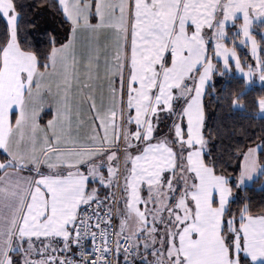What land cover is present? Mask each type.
Masks as SVG:
<instances>
[{"label":"snow or ice","instance_id":"snow-or-ice-1","mask_svg":"<svg viewBox=\"0 0 264 264\" xmlns=\"http://www.w3.org/2000/svg\"><path fill=\"white\" fill-rule=\"evenodd\" d=\"M58 2L71 21L73 37L80 30L105 29L117 37V51L111 60L105 59L110 103L102 111L89 95L94 134L88 144L74 137L72 88L93 85L80 84L73 40L53 47L42 60L17 39L15 0H0V21L7 34L0 44V152L8 158L0 162V264H16L13 253L25 255L23 264H34L28 254L34 240L41 238L48 241L43 249L51 255L35 264H74L63 254L86 241L94 258L88 259L85 252L81 264H112L110 253L118 264L121 252L124 264H133L128 257L139 255L140 248L155 257L153 264H264V215L253 217L245 208L238 226L235 217H226L229 180L205 162L202 135V95L206 82L219 71L208 55L210 41L203 30L215 29L214 57H222L223 68L228 69L234 58L235 67L241 69L236 51L220 42L226 36L225 22L243 14L242 33L251 40L256 56L249 15L250 10L264 15V0ZM87 60L91 81L93 63L99 70L98 52L90 50ZM58 63L64 73L62 94L53 118L41 127L44 109L36 101L42 99L45 76ZM255 67L264 83V61L257 58ZM250 82L251 71L245 84ZM258 108L264 112V99L258 101ZM161 113L175 119L169 134L158 136ZM58 125L64 133L63 146ZM25 143L31 145L30 154L21 151ZM121 150L122 173L114 163ZM257 152L252 147L243 154L241 184L252 179ZM28 164L36 178L19 176ZM45 165L47 174L40 171ZM121 175L123 219L116 229L112 226L116 209L108 196L100 199L99 188L119 186ZM90 184L96 187L89 188ZM3 207L10 210V218L3 216ZM131 219L138 230L128 227ZM49 238H59L62 247H53ZM142 264H149L146 257Z\"/></svg>","mask_w":264,"mask_h":264},{"label":"trees","instance_id":"trees-1","mask_svg":"<svg viewBox=\"0 0 264 264\" xmlns=\"http://www.w3.org/2000/svg\"><path fill=\"white\" fill-rule=\"evenodd\" d=\"M15 3L19 13L17 39L22 48L35 52L43 60L55 45L67 39L69 21L56 0H15ZM240 27V18L234 19L227 26L223 41L236 51L243 68H253L255 64L246 44L242 43ZM250 33L257 43L259 60L264 61V22H252ZM6 40L5 25L0 21V44ZM211 52L209 44L208 53ZM213 64L219 71H214L210 77L202 98L205 162L229 180L231 194L226 217H235L238 226L245 208L252 216L264 215V147H261L264 146V115L258 114V100L264 99V83L245 84V79L233 69L223 70L216 60ZM220 71L224 75H220ZM256 143L260 144L257 156L261 172L249 185L240 187L235 179L240 171L242 153ZM5 161V154L0 152V162ZM106 193L99 191L100 197H105ZM142 259L139 254L132 262L142 263ZM148 261L149 264L154 262Z\"/></svg>","mask_w":264,"mask_h":264},{"label":"crops","instance_id":"crops-1","mask_svg":"<svg viewBox=\"0 0 264 264\" xmlns=\"http://www.w3.org/2000/svg\"><path fill=\"white\" fill-rule=\"evenodd\" d=\"M58 5L62 8V6L59 4L58 0H56ZM71 2V0H70ZM252 12H256V11H251L250 10V15H249V20L252 17ZM64 14V13H63ZM65 16V15H64ZM222 18V17H219ZM236 18H241L242 19V24L240 27L241 30V36H242V25H243V14L242 13H238ZM236 18L233 19H229L228 21L225 22V33H226V28L227 26H229L232 21ZM253 18V17H252ZM67 19V18H66ZM70 21V20H69ZM251 21V20H250ZM71 22V21H70ZM92 23H95L96 20L92 19L91 21ZM252 23L249 24V29ZM72 27V25H71ZM87 32V33H85ZM214 32L215 34V29H208L207 27L204 28L203 30V34L205 36V39L207 41H210V45L212 48V52L208 53L209 57L212 58V62L214 60L218 61L222 67L223 70H229V69H233L235 71L236 74L242 76L244 79L246 78V73L248 74L251 71V78L253 77V74L256 72V67L253 68H243L241 65V69L243 70V72H241V69H237L235 67V59H230V64H229V68L228 69H224L223 68V59L222 57L220 58H216L214 57V45L217 42V36L216 34L214 35L215 39H212L211 34ZM250 32V30H249ZM250 36L252 39L253 36L250 33ZM242 38H244V36H242ZM224 39V38H223ZM223 39H220V42L225 44ZM69 40H73V45H74V51L77 57V60L79 61L78 65H77V71L80 77V84H86V83H91L93 85V87L91 89L88 88H82L80 86H74L72 88L71 94H70V98H71V103H72V112H73V123H72V127H71V132L72 135L74 137H78L80 139L81 143L84 144H88L89 143V138L94 134L93 130H94V125L91 121V114L88 110V104H87V97L89 95H92L95 103L97 105L98 108H100L102 111L107 108V106L110 103V97H109V89H108V79L110 78L109 75L107 73H104L106 71L105 69V64L102 62L101 58H99V70L97 71V67L96 64L93 63L92 65V69H91V75H92V80L89 81L87 79V74H88V60H87V56L90 50H94V48L98 45L94 46L95 41L98 42L97 40H95V35L92 32L86 31V30H82L79 34L75 35L73 37V34L71 33V28L68 34V37L65 41L62 42V44L67 43ZM244 40V42L247 44L248 46V50H250L249 52H252V43L250 39L244 38L242 39ZM255 40V39H254ZM99 43V42H98ZM257 45V43H256ZM226 47H228L225 44ZM230 49H232L231 47H228ZM86 52H88L86 54ZM251 54V53H250ZM238 57V55H237ZM255 57V56H253ZM259 57L258 55V46H257V55L256 58ZM111 60V59H110ZM60 64V63H59ZM241 64V63H240ZM231 65V66H230ZM233 66V68H232ZM238 72H237V70ZM255 69V72H254ZM259 69V68H258ZM260 70V69H259ZM51 71V69L49 70ZM58 76H59V88L58 89H52L50 82L44 78L43 82H42V88H41V97L42 99H38L36 101V103L41 106L42 108H45V102H41L43 100V98L45 99V95L50 96V103L48 105H46V109L49 110V113L46 114V116L44 117V113H41V119L39 121L41 127H44L47 124V121L53 118V115L55 114L56 111V107H53L52 103H51V95L53 93V95L55 96L56 101L58 100V95L62 94V89H63V79H64V73H63V69L62 66L60 64V71H56L54 82L57 83L58 81ZM210 80V79H209ZM209 80L206 82V85L208 84ZM205 85V88H206ZM205 91V89H204ZM204 93V92H203ZM203 98V95H202ZM259 101V100H258ZM57 104V102H56ZM55 104V106H56ZM203 107V106H202ZM45 110V112L47 111ZM15 120V116L13 117V123ZM57 133L61 135L62 139L64 140V133L61 131V127L58 125L57 127ZM102 135V133H101ZM112 139V133L111 130L109 131V140L111 141ZM96 143H99V140L97 139ZM62 145V144H61ZM63 146V145H62ZM21 151L24 153H29L31 152V145L25 143L22 148ZM122 151V150H121ZM120 151V152H121ZM6 156V155H5ZM117 156H121V163H119L120 161H116L114 163H116L120 169H121V173L123 172V161H122V157L123 154H119V152L117 153ZM7 157H6V161L7 162ZM32 165L28 164L27 168H25L23 171L19 172V176L23 177V178H27V179H32V178H36L35 177V173L32 171H29V169H31ZM81 170L84 171L85 170V166L81 165ZM8 172H13V169H8ZM40 171L44 174L48 173V169L47 166H41ZM106 174V173H105ZM179 175V173H177ZM122 175L120 177L119 180V186H116L115 189L114 187H112L111 189H107V188H99V191L102 192H106L107 191V195L106 196H114L117 195L118 198V212L121 208L123 204V201L121 200V193H120V189H121V184H122ZM92 187H96V185L90 184L89 188ZM114 189V191H113ZM102 195H99V197ZM103 196H105L103 194ZM5 204L8 203L7 200L4 201ZM3 211V216L5 218H10V210L7 207H3L2 209ZM252 216V215H251ZM260 215H256L253 217H259ZM119 215H118V221H119V225H120V221L119 220ZM129 224H136L134 219L129 220L128 222ZM136 229L138 230V227H136ZM54 240L53 243V247H56L57 249H59L60 247H62V242L60 241L59 238H49ZM35 242V247L31 250V252L29 253V256L31 258V260L34 262H38L42 259H45L47 256L51 255V251H45L43 249V244L47 243L48 241L44 240V238H41L40 240H34ZM26 247V246H25ZM74 251V246L71 248L70 251L66 252L63 254V256H68L71 255ZM38 252H43V256L39 255ZM13 260L14 262H16V264H23L22 262V258L25 257V255H22L21 253H13Z\"/></svg>","mask_w":264,"mask_h":264},{"label":"rangeland","instance_id":"rangeland-1","mask_svg":"<svg viewBox=\"0 0 264 264\" xmlns=\"http://www.w3.org/2000/svg\"><path fill=\"white\" fill-rule=\"evenodd\" d=\"M107 2H109V3H112V2H119V0H107ZM253 17V18H252ZM252 17H251V21H250V23H252V22H258V21H262V22H264V15H261V14H259V12L258 11H256V12H252ZM68 20V19H67ZM69 21V20H68ZM240 21H241V24H242V19L240 18ZM96 23V22H95ZM69 24H70V28H71V22L69 21ZM250 30V29H249ZM82 30H80V31H77L76 33H75V35H77V34H79L80 32H81ZM85 33H87V32H85ZM94 35H95V40H97L98 42H96L95 41V43H94V46L95 45H98V46H96L95 48H94V50L96 51V52H98V54H99V58H101V60H102V62L105 64V59H108V60H110L112 57H113V55L115 54V52L117 51V37L114 35V33L111 31V30H98L96 33H94ZM214 32L211 34V37H212V39H215V37H214ZM242 36H243V33H242ZM245 38V37H244ZM244 38H242V39H244ZM243 41V43H245L244 42V40H242ZM246 44V43H245ZM62 45V43L61 44H58V45H55L54 47H56V48H59L60 46ZM246 46H247V44H246ZM247 48H248V46H247ZM250 51V50H249ZM252 51V50H251ZM88 52H86V54H87ZM251 53V56H252V58H253V63L256 65V63H257V58H259V57H257L256 58V56L255 57H253V55H252V52H250ZM260 61V60H259ZM231 66V65H230ZM232 68H233V66H232ZM236 69V68H235ZM237 70V69H236ZM56 71H60V64L58 63L57 64V66H56V68H55V70H52L51 69V71H49V73L45 76V78L50 82V85H51V88L52 89H54V91H55V89H58L59 88V76H58V81H57V83H55L54 82V77H55V74H56ZM237 72H238V70H237ZM254 72H255V69H254ZM104 73H106V71L104 72ZM259 74H260V70L258 69V68H256V72L253 74V77L251 78V81H257V82H261L260 80H259ZM246 76H247V73H246ZM41 102H45V104L46 105H48L49 103H50V96H48V95H45V99L43 98V100L41 101ZM56 99H55V96L53 95V93H52V95H51V103H52V105H53V107H57V104H56ZM119 101H118V98H117V103H118ZM55 104H56V106H55ZM45 105V108H43L44 109V111H43V113H44V117L46 116V114H48L49 113V110H47L46 109V106ZM45 110H47L46 112H45ZM258 114H260V115H264V112H262V111H260L259 109H258ZM172 119H175V117L173 116V117H171V118H168L167 116H166V114H164V113H161L160 114V124H159V126H160V129H158V133H157V135L158 136H163V135H167V134H169V129H170V127H171V122H172ZM184 127H185V130H186V120L184 121V125H183ZM132 128H133V130H134V128H135V126L133 125L132 126ZM205 139V138H204ZM63 142H64V140H61V144L63 145ZM252 147H257L258 148V150H259V148H260V144H258V143H256V144H254V145H252V146H249V147H247L245 150H244V152L242 153V158H241V167H240V171H239V173H238V175H237V177H236V179H235V182H236V184L238 185V186H240V187H243V186H245V185H249L252 181H253V179H255L259 174H260V172H261V169H262V165L259 163V161H258V156L256 155V159H257V168H256V171H254V172H252L251 173V176H252V179H247V178H245L244 179V183L243 184H241L240 182H239V178H240V173H241V170H242V168H243V165H244V161H243V154L244 153H246L247 152V150L249 149V148H252ZM119 154H123V151H121V152H119ZM258 154V153H257ZM120 157V159L118 160V161H120L119 163H121V156H119ZM122 161H123V157H122ZM167 175V174H166ZM178 175V174H177ZM179 176V175H178ZM114 187V189H115V187L116 186H113ZM122 188H123V179H122V184H121V189H120V193H121V200L123 201V195H122ZM114 189H113V191H114ZM115 191H116V189H115ZM144 195H146V193H144ZM230 197V196H229ZM124 204V203H123ZM123 208H124V205H122L121 206V208H120V210H119V212H118V215H119V213H120V211L121 210H123ZM119 220L120 219H123V217L122 216H120L119 215ZM128 227H130V228H132L133 230H137L136 229V227H138L137 226V224H129L128 223ZM127 230V229H126ZM140 243H143L144 242V240L143 239H141V241H139ZM139 253L141 254V257L144 259V257H146L147 258V256L148 257H150L151 259H149V258H147L148 260H155V257H153L152 255H150V254H147V253H145L144 252V249L143 248H140L139 250ZM29 255V254H28ZM24 259H25V257H23L22 258V262L24 261ZM142 259V260H143Z\"/></svg>","mask_w":264,"mask_h":264},{"label":"built area","instance_id":"built-area-1","mask_svg":"<svg viewBox=\"0 0 264 264\" xmlns=\"http://www.w3.org/2000/svg\"><path fill=\"white\" fill-rule=\"evenodd\" d=\"M108 197H109V201H108L109 205H111V207L116 209V213L114 214L113 219H112V226L116 229H119L120 225H119V221H118V198H117V195L108 196ZM100 199L103 200L104 197H100ZM111 230L112 229L109 228V233L111 232ZM91 249H92L91 243L86 241V242H84L83 247H81L79 249H77L74 246L73 253L71 255L65 256L64 258L73 259L74 264H81L80 256L85 252L88 253V256H87L88 259L94 258L91 255ZM135 257L129 255L128 259H129V261H132ZM108 259L112 261V264H117V257L115 256V254L110 253L108 256ZM118 264H124V253L123 252H121L119 255ZM133 264H142V263H133Z\"/></svg>","mask_w":264,"mask_h":264}]
</instances>
